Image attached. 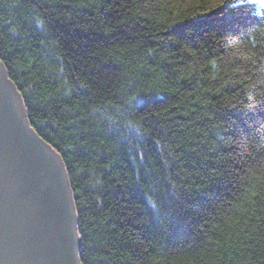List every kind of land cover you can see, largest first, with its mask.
I'll return each instance as SVG.
<instances>
[{
  "label": "trees",
  "instance_id": "16d2710c",
  "mask_svg": "<svg viewBox=\"0 0 264 264\" xmlns=\"http://www.w3.org/2000/svg\"><path fill=\"white\" fill-rule=\"evenodd\" d=\"M0 52L81 264H264V0H0Z\"/></svg>",
  "mask_w": 264,
  "mask_h": 264
},
{
  "label": "water",
  "instance_id": "95a60500",
  "mask_svg": "<svg viewBox=\"0 0 264 264\" xmlns=\"http://www.w3.org/2000/svg\"><path fill=\"white\" fill-rule=\"evenodd\" d=\"M79 247L63 160L0 63V264H81Z\"/></svg>",
  "mask_w": 264,
  "mask_h": 264
},
{
  "label": "snow or ice",
  "instance_id": "6c2138e0",
  "mask_svg": "<svg viewBox=\"0 0 264 264\" xmlns=\"http://www.w3.org/2000/svg\"><path fill=\"white\" fill-rule=\"evenodd\" d=\"M228 2H231V0H228ZM220 7H221V11H223V4L222 5H220ZM5 58V53H3V52H0V63H2L3 62V59ZM132 159H135V157H132ZM113 163H114V161H113ZM106 167H111L112 166V163H109V164H107V165H105ZM149 171H151V169H149Z\"/></svg>",
  "mask_w": 264,
  "mask_h": 264
},
{
  "label": "rangeland",
  "instance_id": "374dc122",
  "mask_svg": "<svg viewBox=\"0 0 264 264\" xmlns=\"http://www.w3.org/2000/svg\"><path fill=\"white\" fill-rule=\"evenodd\" d=\"M18 90V89H17ZM30 124V123H29ZM34 129V128H33ZM35 130V129H34Z\"/></svg>",
  "mask_w": 264,
  "mask_h": 264
}]
</instances>
